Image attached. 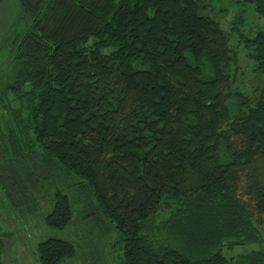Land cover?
<instances>
[{
  "label": "trees",
  "instance_id": "1",
  "mask_svg": "<svg viewBox=\"0 0 264 264\" xmlns=\"http://www.w3.org/2000/svg\"><path fill=\"white\" fill-rule=\"evenodd\" d=\"M228 10L0 0V208L36 264H264V31Z\"/></svg>",
  "mask_w": 264,
  "mask_h": 264
},
{
  "label": "rangeland",
  "instance_id": "2",
  "mask_svg": "<svg viewBox=\"0 0 264 264\" xmlns=\"http://www.w3.org/2000/svg\"><path fill=\"white\" fill-rule=\"evenodd\" d=\"M235 1L236 0H212L216 9H219L220 7L229 9L228 11L230 13V16L226 19V21H229L230 17L236 14L238 10L247 8V25L244 28V32L253 35L257 30L264 31V17L257 14L253 10V7L238 6ZM232 43L234 46L237 45L236 40H233ZM240 61L242 67L245 70H249V68L251 67V62L246 58L244 50H240ZM0 225L3 226V230L5 231V233H8V236L3 238L6 246L4 264H36L35 251L38 242V233H35V231L31 229L32 226L30 227V225L28 224L27 228L25 229L18 226L16 221L11 217L10 213L4 208H0ZM76 225V227H78L79 233L76 232L75 226L65 231L49 230L46 229L44 225L41 227L42 229L46 230L44 235V237L46 238H58L79 245L84 241V238L82 241L79 238L78 234H80L82 230V233L85 235L87 231H85V226L83 224L78 222ZM96 234L97 232L94 231V235ZM108 248L109 247H107V245H105V247H102V245L99 246L100 255H102L101 260H104V262L101 261L102 264H109L112 261V253ZM260 248L261 247L257 245L238 247L235 252L229 253L228 255L234 256L238 253H244L246 251L257 250ZM262 248H264V245ZM91 260L93 261L94 259L91 253L88 251L86 256H80V258L70 264H92Z\"/></svg>",
  "mask_w": 264,
  "mask_h": 264
}]
</instances>
